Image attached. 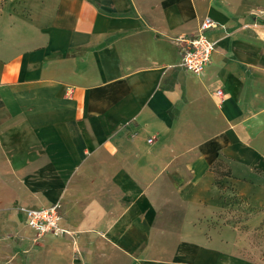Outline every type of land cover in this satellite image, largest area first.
<instances>
[{
	"label": "crops",
	"instance_id": "obj_1",
	"mask_svg": "<svg viewBox=\"0 0 264 264\" xmlns=\"http://www.w3.org/2000/svg\"><path fill=\"white\" fill-rule=\"evenodd\" d=\"M21 3L0 18V264H254L232 220L236 198L264 210V0ZM207 16L195 75L177 41ZM57 202L71 234L34 242L18 207Z\"/></svg>",
	"mask_w": 264,
	"mask_h": 264
},
{
	"label": "built area",
	"instance_id": "obj_2",
	"mask_svg": "<svg viewBox=\"0 0 264 264\" xmlns=\"http://www.w3.org/2000/svg\"><path fill=\"white\" fill-rule=\"evenodd\" d=\"M216 26L217 22L207 16L200 22L197 33L178 39L177 43L181 55V65L187 71L195 75H200L211 62V56L216 48V42L211 41L207 33ZM215 94L219 97L224 96L221 90H217ZM149 141L151 142L152 139ZM18 208L25 213L28 226L35 232L34 239L36 241L48 234L55 237L71 234L70 231L60 226L62 214L59 202L39 209Z\"/></svg>",
	"mask_w": 264,
	"mask_h": 264
},
{
	"label": "rangeland",
	"instance_id": "obj_3",
	"mask_svg": "<svg viewBox=\"0 0 264 264\" xmlns=\"http://www.w3.org/2000/svg\"><path fill=\"white\" fill-rule=\"evenodd\" d=\"M22 0H0V18L7 14L18 13ZM240 206L246 208L245 216L235 219L233 222L239 226L241 232L240 252L254 264H264V210L254 211L247 198H236ZM248 209V210H247ZM245 210V209H244ZM19 212V211H18ZM256 215V217H255ZM35 238V236H34ZM34 242L39 243V240Z\"/></svg>",
	"mask_w": 264,
	"mask_h": 264
},
{
	"label": "trees",
	"instance_id": "obj_4",
	"mask_svg": "<svg viewBox=\"0 0 264 264\" xmlns=\"http://www.w3.org/2000/svg\"><path fill=\"white\" fill-rule=\"evenodd\" d=\"M1 1H4V0H1ZM225 166H224V162L223 161H219L218 163H216V165L214 166V170L216 171L217 173V181L218 183H220V176H224V175H227L228 174V171L224 169Z\"/></svg>",
	"mask_w": 264,
	"mask_h": 264
}]
</instances>
